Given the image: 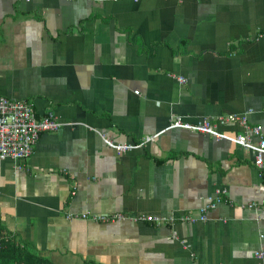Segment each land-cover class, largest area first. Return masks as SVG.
<instances>
[{
  "label": "crops",
  "instance_id": "1",
  "mask_svg": "<svg viewBox=\"0 0 264 264\" xmlns=\"http://www.w3.org/2000/svg\"><path fill=\"white\" fill-rule=\"evenodd\" d=\"M0 96L62 124L26 161L0 158V222L39 256L264 264V163L170 126L209 119L235 136L218 117L237 115L264 137V0H0ZM114 213L126 218H91ZM150 215L173 221L134 219Z\"/></svg>",
  "mask_w": 264,
  "mask_h": 264
},
{
  "label": "built area",
  "instance_id": "2",
  "mask_svg": "<svg viewBox=\"0 0 264 264\" xmlns=\"http://www.w3.org/2000/svg\"><path fill=\"white\" fill-rule=\"evenodd\" d=\"M179 1V0H176ZM180 82L184 80L179 78ZM135 94H138L136 91ZM226 123H238L244 129V134L235 136H228L217 130L215 123L209 119H203L196 125L185 123L181 117H175L171 120L170 126L173 128H181L213 137L216 141L228 140L233 144L249 151L253 155L254 164L260 168L264 163V137L260 126L247 127L246 117L237 115H227L225 117H218V124L224 125ZM62 124L56 120L52 112H47L40 118H37L32 106L25 100H13L0 96V158L12 159L16 162L26 161L36 144L41 133L56 131ZM249 136H254L257 141H252ZM106 144L115 150L117 154H123L132 149L131 144H115L114 142L105 139L101 136ZM220 191H217L219 193ZM219 201H209L200 208L199 220H206V213L208 210L214 209ZM89 214L83 213L75 215L73 218L86 220ZM92 219L111 223L123 220L126 217L120 213L111 215L93 216ZM135 220H143L148 222H155L161 224L164 222H172L173 218H165L159 216H141L134 217ZM181 221L194 222L191 215H182ZM258 259H264V252L260 251L255 255Z\"/></svg>",
  "mask_w": 264,
  "mask_h": 264
},
{
  "label": "trees",
  "instance_id": "3",
  "mask_svg": "<svg viewBox=\"0 0 264 264\" xmlns=\"http://www.w3.org/2000/svg\"><path fill=\"white\" fill-rule=\"evenodd\" d=\"M0 264H52L20 243L0 222Z\"/></svg>",
  "mask_w": 264,
  "mask_h": 264
}]
</instances>
